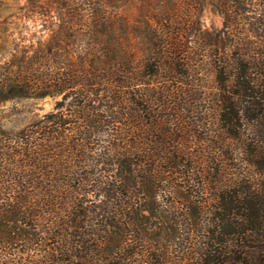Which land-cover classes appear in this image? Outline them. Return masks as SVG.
<instances>
[{"label": "trees", "instance_id": "trees-1", "mask_svg": "<svg viewBox=\"0 0 264 264\" xmlns=\"http://www.w3.org/2000/svg\"><path fill=\"white\" fill-rule=\"evenodd\" d=\"M25 0L0 16V264H264V0ZM37 40L8 42L18 24Z\"/></svg>", "mask_w": 264, "mask_h": 264}, {"label": "rangeland", "instance_id": "rangeland-1", "mask_svg": "<svg viewBox=\"0 0 264 264\" xmlns=\"http://www.w3.org/2000/svg\"><path fill=\"white\" fill-rule=\"evenodd\" d=\"M25 0H0V16H8L12 11L24 4ZM1 20V18H0ZM199 22L204 30H219L224 25V14L219 8V0H203ZM41 25L33 27L32 24H18L15 29L9 27L11 33L8 42H25L37 40ZM60 95H47L39 98L18 99L6 101L0 107V119L3 127L9 130H18L33 119L41 118L55 110ZM174 257L173 264L177 261Z\"/></svg>", "mask_w": 264, "mask_h": 264}]
</instances>
